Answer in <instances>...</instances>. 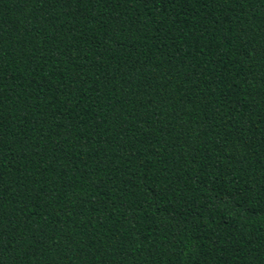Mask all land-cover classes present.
Wrapping results in <instances>:
<instances>
[{
  "label": "trees",
  "instance_id": "1",
  "mask_svg": "<svg viewBox=\"0 0 264 264\" xmlns=\"http://www.w3.org/2000/svg\"><path fill=\"white\" fill-rule=\"evenodd\" d=\"M0 264H264V0H0Z\"/></svg>",
  "mask_w": 264,
  "mask_h": 264
}]
</instances>
